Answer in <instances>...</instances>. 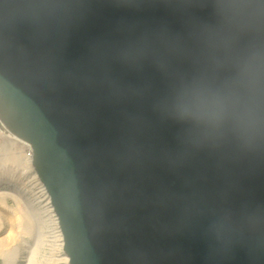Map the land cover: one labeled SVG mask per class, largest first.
I'll list each match as a JSON object with an SVG mask.
<instances>
[{
  "label": "water",
  "instance_id": "95a60500",
  "mask_svg": "<svg viewBox=\"0 0 264 264\" xmlns=\"http://www.w3.org/2000/svg\"><path fill=\"white\" fill-rule=\"evenodd\" d=\"M0 128L68 264H264V0H0Z\"/></svg>",
  "mask_w": 264,
  "mask_h": 264
},
{
  "label": "rangeland",
  "instance_id": "374dc122",
  "mask_svg": "<svg viewBox=\"0 0 264 264\" xmlns=\"http://www.w3.org/2000/svg\"><path fill=\"white\" fill-rule=\"evenodd\" d=\"M2 141L3 139L0 137V142ZM3 149L4 148L0 150V154L5 153L2 152ZM6 161H8V158L3 160V163H6ZM15 163H17V165L14 164L12 165L13 167L11 166L12 168L10 167L12 172L11 176L0 168V175L5 177L4 180H7L3 181L4 183L0 185V191L3 192V195L0 197L2 203V206H0V218L2 219V223L0 221V239L3 240L2 248L5 252L7 251L6 253L9 258L7 264H61L56 256L57 248L50 236V228L47 226L43 210L34 202L31 188L26 184V179L23 177L24 175L20 173L21 167L18 162ZM13 170H17L16 172L18 173H13ZM1 173L4 174L2 175ZM6 174L8 175L6 176ZM12 191L19 194L22 202L29 203L30 216H35V221L30 235L23 234L22 232L17 234L15 231V238L10 241L6 238L13 230H11L8 215L5 214L2 209H4V207H14L15 204L14 196L11 194ZM3 220L5 222H3ZM0 264H4L1 255Z\"/></svg>",
  "mask_w": 264,
  "mask_h": 264
},
{
  "label": "bare ground",
  "instance_id": "6f19581e",
  "mask_svg": "<svg viewBox=\"0 0 264 264\" xmlns=\"http://www.w3.org/2000/svg\"><path fill=\"white\" fill-rule=\"evenodd\" d=\"M0 137L3 139V141L0 142V150L4 148L2 152H5L0 154V168L5 170L11 176L12 172L10 170V167L14 164L17 165V163L15 162L19 163V166L21 167L20 173L24 175L23 177L26 179V184L31 188L33 200L41 208V210H43L44 217H46L45 219L47 226L48 228H50V236L52 237V240L57 248L56 256L58 260H60L61 264H68L67 256L62 249V236L58 227L56 215L51 206L49 196L32 166V150L30 145L22 139L15 137L14 135L4 131L1 128ZM4 158H8V161H6V163H3V160H5ZM16 171L13 170V173H18ZM7 175L8 174H6V176ZM4 178V176L0 177V185L4 183L3 181L6 180H4ZM11 194H13L14 196V207H4V209H2V211H4V213L8 215V220L11 224V230H13L12 233L6 238L10 241L14 240L16 233L18 234L22 232L23 234L30 235L35 221V216H30L29 203H25L24 201L22 202L17 192L12 191ZM1 195H3V192L0 191V197ZM0 206H2L1 198ZM0 221L2 223V219ZM3 222L5 221L3 220ZM15 231L16 233H14ZM2 246L3 240L0 239V255L2 256L4 264H7L9 258L6 253L7 251L5 252Z\"/></svg>",
  "mask_w": 264,
  "mask_h": 264
}]
</instances>
